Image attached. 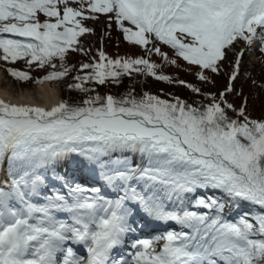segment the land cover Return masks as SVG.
I'll return each mask as SVG.
<instances>
[{"label":"snow or ice","instance_id":"obj_1","mask_svg":"<svg viewBox=\"0 0 264 264\" xmlns=\"http://www.w3.org/2000/svg\"><path fill=\"white\" fill-rule=\"evenodd\" d=\"M101 15L143 54L110 57L104 31L90 55L87 22ZM256 42L264 54V0H0L5 73L58 86L46 104L0 98V264H264V112L252 117L237 88ZM163 65L226 83L205 91ZM136 76L194 98L97 91ZM251 83L264 90V75ZM61 84L82 98H60Z\"/></svg>","mask_w":264,"mask_h":264},{"label":"rangeland","instance_id":"obj_2","mask_svg":"<svg viewBox=\"0 0 264 264\" xmlns=\"http://www.w3.org/2000/svg\"><path fill=\"white\" fill-rule=\"evenodd\" d=\"M105 23H106L105 17L102 15L100 16V19L98 21H88L87 22L88 26L93 27L95 29V35H88V36L84 37V38H86V43H87L88 47L92 48V44L94 42L95 43L97 42V45H98L99 39L102 36L103 32L109 31L111 33V35H115L114 39L119 38L122 40L121 47L119 48L120 54L113 53L112 57L117 56V55H123V56L137 55V49L135 47L129 45L127 42H125L123 40L121 33L118 30H116L115 25L113 24V27L109 30V29H106L104 27ZM104 39H107V40H104L103 45L107 46V44H105V43L108 42L110 44L111 41L113 40V37H112V39H110V37H105ZM240 47H244L243 42H241ZM253 48H254V50L252 52H250L244 56V67L242 69V72H244V70L248 68L247 71L256 73L258 79H261L262 75H264V74H261V72H260L261 67H264V54H261V53H259V51L255 50L258 48V42L254 43ZM112 50L116 51L117 48H115V46H113ZM163 50L164 51H166V50L170 51V49H168L167 47H165ZM79 57H80L81 62H88V57H84L82 55H80ZM229 59L230 60L233 59L231 54L229 56ZM250 62H251V66H250ZM180 63H181V65L184 64L183 61H180ZM14 66L18 69L27 70L26 65L23 64L22 62L16 63ZM225 67L227 69V62L225 64ZM0 73H1L0 81L6 86V88H8L13 93H17L18 90H21V89H22V91L28 90L35 85V83H33V82L21 83L17 80H14L12 77H10L9 75H7L5 73L4 65L2 63H0ZM187 73H188L187 75H189L190 78L193 79V82H192L193 84L202 85V83L196 79V77L194 75V70L191 72L188 71ZM167 74L172 75L174 77H177V76H175V74L173 72H169V73L167 72ZM177 78H179V76ZM217 79H220L219 83L217 82L218 81ZM241 79L245 81L244 82L245 88H247V89L253 88L252 83H250V79L247 76L242 75ZM216 80H217L216 86L214 88L211 86H203L206 88V89L204 88V90L205 91H211V90L214 91V90L221 89L226 83V73L222 74L221 76L216 77ZM52 85L58 87L56 83H52ZM175 86L177 88L180 87L178 85H175ZM60 91H61V88H60ZM254 93H256V94L259 93V97H257V95ZM238 103L236 102L235 104H238ZM252 108H254L255 110H253ZM249 111L253 112V115H257L259 117L261 116L262 112H264V90H261L260 88H254L252 90L251 96L249 97L248 112ZM0 172H1V169H0ZM165 230H167V229H165ZM157 248H159V244L157 245Z\"/></svg>","mask_w":264,"mask_h":264},{"label":"trees","instance_id":"obj_3","mask_svg":"<svg viewBox=\"0 0 264 264\" xmlns=\"http://www.w3.org/2000/svg\"><path fill=\"white\" fill-rule=\"evenodd\" d=\"M114 36L115 35H111V33H110V39H112V37H113V40L111 41L110 44L108 42L105 43V44H107V46L103 45L104 51L110 57H112L113 53L120 54V49L119 48L121 47V44H122V40L119 39V38L118 39L117 38L114 39ZM107 39H104V40H107ZM83 43H84L85 47H88V45L86 43V38L83 39ZM113 46H115V48H117L116 51L112 50ZM100 47H101V42H100V39H99V44L98 45H97V42L96 43L94 42L92 44V48H91L92 52L90 53V55H95L96 49H98ZM135 48L137 49V55H142L143 54V50L142 49L137 48V47H135ZM165 52H168L169 55L171 56V52L169 50H166ZM79 56H80L79 54H72L68 58V62L70 64H75L77 67H79V63L81 62ZM119 56L124 57L123 55H119ZM115 57L116 56H113V58H115ZM153 59L156 60L157 62H160L158 60V58H156V57H153ZM247 70H248V68L245 69L244 71H247ZM158 71H161L164 74H167V72L168 73L169 72H173L175 74V76H177V77L179 76L180 79H184V80H186L188 82H191V83L193 82V79L190 78L189 75H187L188 74L187 70L177 69L174 66H170V65H163L161 67V69H159ZM42 74H43L42 72H33L32 73L33 77H40ZM248 78L250 79V83H251L252 78H255L257 81L260 80V79H258L256 73H254V72H251V76L248 77ZM217 80L216 81L219 83L220 79H217ZM68 82H70V81H65L64 84H66ZM244 82H245L244 80L240 79V81H238V83H237V88L239 90L242 87L245 95H248L249 93L252 92L254 87L252 89H247V88H245V83ZM64 84L59 85V87L61 88V91H62L63 95L66 97L67 100H69V102H77V101H79L82 98L81 94H78L76 92H69V91L65 90ZM130 86H135L138 93H141L143 91H149V92L157 94V95H164L165 97H166L167 93H172L174 95H179L183 99L189 100V102H191V100L194 98L193 94L187 88H185L183 86H180L179 88H177L175 86V84L169 85L166 82H159V81H156V80H154L152 78H148V77H144V76H136L135 79L124 78L123 84L121 86H115V85H112V84H108V85H105V86H97V91L101 95H104L106 93H111L113 95L119 96L123 92H125L126 89L128 87H130ZM197 86H203V85H197ZM211 91H213V90H211ZM214 91H217V90H214ZM254 94H256V93H254ZM229 100L231 102H233V103H236V102L238 103L239 102L237 104L238 106L240 104V101L238 99H236L234 96H229ZM252 109L255 110L254 108H252ZM249 114L252 117H259L257 115H253V112H250V111H249ZM246 208H247V205L242 206L241 211H244ZM237 214L238 213H234V215H237Z\"/></svg>","mask_w":264,"mask_h":264},{"label":"bare ground","instance_id":"obj_4","mask_svg":"<svg viewBox=\"0 0 264 264\" xmlns=\"http://www.w3.org/2000/svg\"><path fill=\"white\" fill-rule=\"evenodd\" d=\"M1 75V73H0ZM57 87L48 84L45 82L44 84H35L32 88L28 90H18V96L13 94L12 91H10L8 88L2 86V82L0 81V98H5V99H12L14 102L15 101H21V102H27L30 101L33 97L37 98V100L41 103H47L46 99H41L42 97L45 96L46 93H48L52 89H56ZM4 166L7 167V158H5V161L3 162ZM174 224L168 225V228H176ZM166 229L164 226H155L153 233H150V238L154 236V232H160V230Z\"/></svg>","mask_w":264,"mask_h":264},{"label":"clouds","instance_id":"obj_5","mask_svg":"<svg viewBox=\"0 0 264 264\" xmlns=\"http://www.w3.org/2000/svg\"><path fill=\"white\" fill-rule=\"evenodd\" d=\"M50 102H53V101H47V103H50Z\"/></svg>","mask_w":264,"mask_h":264}]
</instances>
